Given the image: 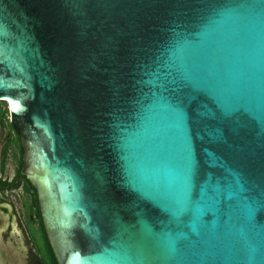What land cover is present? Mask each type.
<instances>
[{
  "label": "water",
  "instance_id": "1",
  "mask_svg": "<svg viewBox=\"0 0 264 264\" xmlns=\"http://www.w3.org/2000/svg\"><path fill=\"white\" fill-rule=\"evenodd\" d=\"M206 35L249 106L168 84L181 121L166 150L186 144L195 188L225 201L176 219L134 184L123 133L174 51ZM0 102L58 264H264V0H0Z\"/></svg>",
  "mask_w": 264,
  "mask_h": 264
},
{
  "label": "snow or ice",
  "instance_id": "2",
  "mask_svg": "<svg viewBox=\"0 0 264 264\" xmlns=\"http://www.w3.org/2000/svg\"><path fill=\"white\" fill-rule=\"evenodd\" d=\"M220 41L212 36L204 37V48L194 50L182 48L173 53L166 69L159 77V91L151 93L150 101L143 108L136 128L123 133V144L128 151L133 182L149 199L176 219L191 215L197 220L203 216L202 207L214 202L224 205L222 187L209 183L197 190L191 178V161L186 144L181 146L176 157L171 158L166 150L169 139L180 127L181 113L163 94L169 91V83L194 85L197 89L220 100L224 111L248 107L246 94L234 87L225 78L218 56ZM152 150L150 160L145 159V150ZM239 182L231 188L235 195ZM151 234V229H146ZM154 235V234H153ZM153 239L141 241L145 252H155ZM177 245L170 241V247ZM250 256L255 251L249 252Z\"/></svg>",
  "mask_w": 264,
  "mask_h": 264
},
{
  "label": "flooded vegetation",
  "instance_id": "3",
  "mask_svg": "<svg viewBox=\"0 0 264 264\" xmlns=\"http://www.w3.org/2000/svg\"><path fill=\"white\" fill-rule=\"evenodd\" d=\"M22 167L20 137L0 102V264H51L36 188Z\"/></svg>",
  "mask_w": 264,
  "mask_h": 264
},
{
  "label": "trees",
  "instance_id": "4",
  "mask_svg": "<svg viewBox=\"0 0 264 264\" xmlns=\"http://www.w3.org/2000/svg\"><path fill=\"white\" fill-rule=\"evenodd\" d=\"M50 251V260H51V264H58L57 263V260H56V258H55V256H54V253L51 251V250H49Z\"/></svg>",
  "mask_w": 264,
  "mask_h": 264
}]
</instances>
